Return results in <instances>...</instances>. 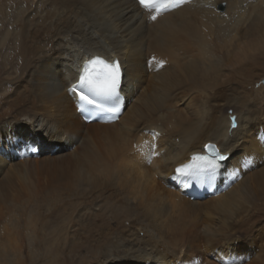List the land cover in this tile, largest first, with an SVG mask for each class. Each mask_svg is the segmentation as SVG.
Listing matches in <instances>:
<instances>
[{"label": "bare ground", "instance_id": "bare-ground-1", "mask_svg": "<svg viewBox=\"0 0 264 264\" xmlns=\"http://www.w3.org/2000/svg\"><path fill=\"white\" fill-rule=\"evenodd\" d=\"M163 4L5 0L0 264H244L261 241L264 0ZM96 55L125 69L126 110L111 125L86 124L70 91ZM210 143L229 157L223 187L191 201L183 167ZM21 195L56 210L18 234Z\"/></svg>", "mask_w": 264, "mask_h": 264}, {"label": "snow or ice", "instance_id": "snow-or-ice-1", "mask_svg": "<svg viewBox=\"0 0 264 264\" xmlns=\"http://www.w3.org/2000/svg\"><path fill=\"white\" fill-rule=\"evenodd\" d=\"M139 4L145 9L159 13L163 8L170 5L163 4L161 0H139ZM152 20L157 15L151 16ZM122 84V71L119 62L106 63L103 60H92L83 68V74L79 76L78 86H73L70 91L78 94L80 101L79 111L87 113L86 118L91 119L99 114H116L121 111L120 89ZM235 121V117H233ZM235 127V123H233ZM211 150L210 155H196L193 163L188 165L192 169V177H199L204 174L215 176L221 168V162L227 161L228 156L221 154L214 145H206ZM177 169V172H182Z\"/></svg>", "mask_w": 264, "mask_h": 264}, {"label": "rangeland", "instance_id": "rangeland-1", "mask_svg": "<svg viewBox=\"0 0 264 264\" xmlns=\"http://www.w3.org/2000/svg\"><path fill=\"white\" fill-rule=\"evenodd\" d=\"M9 6H11V5H9ZM12 8H14V7L8 8L7 6H5V0H0V16H1L0 17V102L5 100V87L7 86L6 88L9 89V86L11 85V84H9L8 81H5L7 79V78H5V69H4L5 68V63H4L5 62V43L1 44V41H3V37L5 35V9H7V11H11ZM9 28L11 29L12 27L9 26ZM12 30H14V29H12ZM16 46H19V42L15 43V46H13V49H12L13 51L16 48ZM12 50H10V51L12 52ZM260 62L264 63V60H261ZM261 69H263V68H261ZM259 70L260 69H258V71ZM12 71L15 72L14 70H12ZM263 72H264V70L260 71V73H259L260 76H258L260 79H258V82H259V85H263V87H264ZM247 76L250 77V80L253 77V76L251 77L250 73ZM258 95L260 96L261 94H258ZM257 102H260V101H257ZM61 175H64V174H61ZM60 177H62V176H60ZM21 198H22L21 199L22 201H20L19 204L14 206L15 208L14 207L12 208L13 209L12 215L15 216L19 220L18 223L21 226V227H18V229H17L18 234H20L21 231L24 232V229L29 231V227H26L27 220L30 217H32V214L34 212L39 211L40 213L43 214V216L45 215V217H46V215H48V218H49L51 213H52V209H53V211L56 210L55 202L53 200H52L53 202L49 201V200L47 202H45V199H43V197H41V198H39L40 201L37 200V201L30 202V200L28 198H26V196H24V195H21ZM25 201H27V202H25ZM45 203H46V205H45ZM3 212L5 213V210ZM263 214H264V211H263ZM2 217L3 216H0V218H1L0 219V251H3V249H5V248H2V247H5V244H8V235L6 234L8 232V230H6L5 226H9V216L7 218H5V216L3 218ZM216 219H217V221L215 222V224L219 225L220 221H222V217H220V216L216 217L215 216V220ZM263 219H264V216H263ZM206 220L207 219L205 217H202V218H200V220L197 221L200 224V228L204 229V227L207 223ZM255 241L258 245L254 249L253 253H251L247 256V259L244 262V264H264V225H263V235H262L261 241H258V240H255ZM25 243L28 244L27 239H26ZM176 246L174 245L173 248L176 247L178 249V245H176ZM186 252H187V247L185 248V252L181 251L180 253H182V255H185ZM180 253H179V255H180ZM215 255H217V254L215 253ZM252 256H254V257H252ZM189 257L196 259L195 255H191ZM231 261L233 263L236 262V260L234 258H232Z\"/></svg>", "mask_w": 264, "mask_h": 264}]
</instances>
